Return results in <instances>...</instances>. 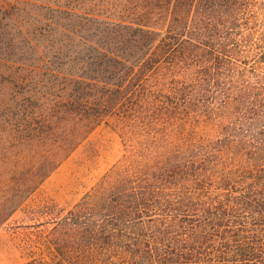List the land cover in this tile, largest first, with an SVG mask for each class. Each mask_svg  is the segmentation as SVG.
Listing matches in <instances>:
<instances>
[{"label": "trees", "instance_id": "16d2710c", "mask_svg": "<svg viewBox=\"0 0 264 264\" xmlns=\"http://www.w3.org/2000/svg\"><path fill=\"white\" fill-rule=\"evenodd\" d=\"M0 77L43 159L0 223L101 124L124 149L21 264H264V0H0Z\"/></svg>", "mask_w": 264, "mask_h": 264}, {"label": "rangeland", "instance_id": "374dc122", "mask_svg": "<svg viewBox=\"0 0 264 264\" xmlns=\"http://www.w3.org/2000/svg\"><path fill=\"white\" fill-rule=\"evenodd\" d=\"M2 82L0 90L9 84ZM27 148V149H26ZM27 145L11 138L0 128V215L9 209L13 187L25 181L31 165L43 159H16ZM121 138L110 125L101 124L14 210L0 223V264L56 254L48 240L58 230V222L89 190L98 178L122 156ZM31 154V153H29ZM74 250L69 255H76Z\"/></svg>", "mask_w": 264, "mask_h": 264}]
</instances>
